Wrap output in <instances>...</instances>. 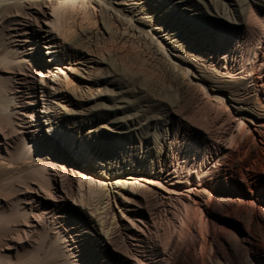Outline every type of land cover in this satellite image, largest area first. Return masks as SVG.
I'll return each instance as SVG.
<instances>
[{
	"label": "bare ground",
	"instance_id": "bare-ground-1",
	"mask_svg": "<svg viewBox=\"0 0 264 264\" xmlns=\"http://www.w3.org/2000/svg\"><path fill=\"white\" fill-rule=\"evenodd\" d=\"M131 1L0 0V178L2 186L11 194L8 199L0 198V206L7 207L0 211V227L8 228L10 224L16 227V234L7 235L2 242L0 264H6L8 257H15L17 264H168L166 255L170 253L166 254V249L172 241H164L157 233L154 237L151 235L152 229L154 231L169 218H165L170 211L166 200L169 203L174 200L181 206V213L177 211L180 214L174 213L169 219L170 223L177 224L178 232H182L197 214V204L200 205L201 200L207 202L211 197L210 190L219 177V167L239 137L244 135L247 124L243 118L248 115L251 122L263 125L264 115L258 106H264V103L239 101L232 89L240 84L244 93L264 94V0H234L239 9L232 10V21L228 20L224 31L219 28L216 35L221 39L225 33L228 40L238 46L241 51L238 65L226 59L228 43H224V55L220 57L213 52L211 42L204 40L200 45L207 65L195 59L191 62L193 70L190 74L203 91L207 92L206 87L212 88L213 93L226 90L232 101L227 103L225 95L221 94L223 113L219 109L222 106L218 105L222 116L216 119L217 122L222 118L225 120L219 122L221 130L211 136L208 130L209 139L201 142L199 131L192 129L186 146L183 145L187 150L193 148L199 159H205L204 167L192 168L195 178H189L192 173L188 170L187 180L180 179V163L168 155L179 148L177 140L182 133L180 123L173 120L169 121V133L166 137L164 135L163 153L157 162L138 157L115 158L113 146L121 142L123 132L116 126L98 131L102 126L98 121L103 109L99 101L105 95L101 92L103 84H107L100 78L104 67L102 54L98 51V33L103 30L111 35V31L102 22V27L97 30L82 27L84 29L75 33L73 24L76 22L71 25L66 13L68 8L82 7L86 2L97 3L101 10L107 8L108 2H116L119 8L109 7V13L125 20L126 15L138 12V6L132 5L134 2ZM214 7L217 9L216 2ZM121 11L127 12L123 16ZM40 17L44 18V23L39 21ZM164 18L165 23L156 29L163 32L173 49L171 52L186 61L187 56L174 49L172 34L177 35L176 29L181 28L187 35L203 36L200 27L176 13H167ZM135 19L151 26L149 17L137 15ZM211 28L204 31V39L209 36ZM132 29L147 38L141 26L135 25ZM43 46H47L49 57L41 56ZM103 56L106 57L104 53ZM63 68L71 73V77ZM209 70L215 73L211 74ZM222 84H228L225 86L232 89H225ZM44 123L47 124L46 133L43 132ZM204 126L200 127L201 130ZM105 134L111 137L109 142L103 141L102 135ZM161 149L157 148V151ZM256 161L246 169L258 171ZM89 164L96 169H91ZM146 171L151 174L145 179L149 185L136 180L145 178L139 172ZM75 181H78V188ZM111 199L120 209L118 214L111 206ZM112 223L116 224L113 232ZM42 239L48 248L39 256L38 244Z\"/></svg>",
	"mask_w": 264,
	"mask_h": 264
},
{
	"label": "rangeland",
	"instance_id": "rangeland-1",
	"mask_svg": "<svg viewBox=\"0 0 264 264\" xmlns=\"http://www.w3.org/2000/svg\"><path fill=\"white\" fill-rule=\"evenodd\" d=\"M131 2H134L132 5L138 6V12H136V15L132 13L130 15L128 13L129 15L125 16V20H122L117 15L109 13L111 9L109 7L114 6L119 8L116 2H108L107 4L109 5L103 10H101L95 2H86L82 7L77 8L74 6L73 8H68L66 13L67 19L71 25L76 22L73 24L75 28L73 32L75 33H77V31L79 32L80 28L84 29L86 27L97 30L102 27V22L106 25L108 30L111 31V35H107L103 30L98 33V51L102 54V66L105 68L101 70L100 74L103 75H100V78L102 81H107V84H103L104 91H101L103 92L102 94L105 95L101 99L102 101H99L102 103L100 106L103 109L100 110L101 113L99 114L101 120L98 122L102 126L98 127V131L104 132L106 131V129H104L105 127L109 128L111 126H116L118 130L120 129V131L123 132L121 142L113 146L115 148V158L116 156L117 159H132L133 157H138L139 159L147 160V162L152 161L155 163L160 160L162 156V143L163 139L168 136L169 133V121L173 120L176 123L179 122L182 126V133L177 140L179 148L174 149L172 152H168V155L171 158L174 157V160L180 163L179 166L182 171L180 179L182 181L187 180L188 170L192 173L189 178H195L193 169L196 170L199 165L204 167L205 159H199L198 156L195 155L193 148H191L192 150H187V147H184L186 146L185 143H187L188 134L192 129L196 128L200 134V141L203 142V140H208L209 136L213 135L217 130H221L220 124L225 121L222 118L221 121L217 122L223 113V105H221L223 100L221 94L225 95V101L227 103L232 101L226 90L213 93L214 90H211L212 88L206 87L205 90L207 92L203 91L201 85L197 84L194 81V77L190 74L193 70L191 62H193L192 59H195L200 63L203 61L204 66L207 65V62L204 60L205 56H203L204 49H202V45H200V41L204 40L206 42H211L213 52L220 57L224 55V43H228L226 59L229 63L234 62L238 65V61L241 58V51L238 49V46L230 42L225 33L222 34V40L218 38L216 34L219 28L223 29L221 31H224V26H227L230 22L228 20L232 21V10L236 12L239 6L234 0H215L218 11L214 7V0H132ZM139 10L142 12H139ZM124 12L127 11H121L120 14L123 15ZM167 13H176V15L186 18L188 20L187 22L190 21L192 24H196L200 27L199 32H201L203 36H197L198 34L187 35L181 28L176 29L177 35L172 34L173 37L171 41L174 40V49L177 48L176 50L181 51L180 54L186 55V61L178 58L171 52L173 49L163 37V32L156 29L165 23L164 16H166ZM225 14L227 15L226 18ZM137 15L149 17V20L151 18V26L144 25L142 22L140 23L137 21L135 19ZM81 18L84 20H81ZM39 21L44 23V18L40 17ZM81 21L83 22L82 26H80ZM135 25L142 27V31L147 35V38L139 35L132 29ZM209 28H211L212 31H210L209 36L204 39L203 33L204 31L210 30ZM100 35L102 37H100ZM101 43H103V45ZM42 49L43 50L40 52L41 56L49 57L47 46H43ZM103 53L106 57L103 56ZM222 61H224V59ZM209 67L212 68L211 65H209ZM63 70L71 77V73H69L66 68H63ZM208 72L211 74L215 73L212 70ZM115 75H117V77H115ZM225 85L228 84H222V87L230 89ZM208 86L211 85L208 84ZM241 89L240 84L232 89L235 90L237 94L235 97H237L239 101L248 104H258L259 101L264 103V94L259 93V96H256L254 94L244 93ZM206 94L207 97H204ZM38 95L40 97V92H38ZM134 95H137V97H134ZM152 95L154 97L158 95L162 98H158L157 96L155 100V98H152ZM152 100L156 106L153 105ZM161 101L164 102L162 103ZM170 101H174L173 105H170L172 104ZM209 101L211 104H209ZM127 103L128 105H125ZM218 105L222 106H219L222 113H219L220 110L217 109ZM172 107H174L173 110H176L173 111ZM258 107L260 108L259 112L264 115V106L259 105ZM123 108L126 109V111H123ZM193 113L195 114L193 115ZM38 114L39 117H41L42 112L40 111ZM113 114L115 115L113 116ZM136 114L140 115L137 116ZM201 114V121H199L200 118L198 115L201 116ZM192 116L195 117L192 118ZM189 117H191V120L187 121ZM196 117H198V119ZM209 119L212 120V122ZM243 119H245L247 126H245V130L243 131V137L241 136L242 140L239 137L238 143L235 144L228 152L226 158H224L223 164L219 167V177L210 190L212 192L211 197L206 200L207 202L201 200L202 203L200 202V205L197 204L199 209L196 208L197 206L195 207V212L198 210L197 214L195 213L196 215H194L189 222V226L187 225L182 232H178L179 229H177V224L173 222L175 225L173 227V224L170 223L172 221L169 219L172 214L181 213V206L173 202L174 200H170L172 203L166 200V204L170 211L166 214L165 218H169L165 219L166 223L164 222V224L155 228L157 231L155 229L153 231L152 229L151 235L154 237L157 233L162 235L160 237H162L161 239L164 241H172L169 243L170 246L168 245L169 248L167 247L166 249V254L170 253V255H166L168 264H264V122L262 126H260V124H255L250 121L248 115ZM113 120L115 122H113ZM194 121H196L195 124H201V126L205 125L203 129H205L206 133L203 129L201 130L203 126H200V128L197 125V128L195 124H193ZM224 127H226V125ZM208 130L210 135L208 134ZM43 132H48L46 123H44ZM102 136L105 142H109L111 139L108 134ZM102 136H99L100 139H102ZM203 146L204 145H201V147ZM157 148L162 149L157 151ZM67 152L70 151L67 150ZM69 156L71 157L72 153H70ZM256 159L258 160L256 161L258 171L247 170L246 168ZM89 167L91 169H96L92 164H89ZM139 174L145 178L136 180L149 185L145 179L151 177V174L147 171L139 172ZM2 185L3 183L1 181L0 198H10L11 194L8 193ZM75 185L77 186L75 187L78 188V181H75ZM89 199L91 200V198ZM69 202L72 203V200H69ZM98 202L99 201H96L95 203ZM111 206L115 209V213L118 214L120 209H117V205L112 199ZM5 209H7L6 206H3V208L0 206V211ZM9 226L8 228L0 227V249H3L2 246L4 243L2 242H4L7 235L16 234V227L11 224ZM115 226V223L110 225L112 232ZM4 230L6 231L1 233V231ZM166 233L168 234L167 237ZM42 241L43 239L41 242ZM41 242L39 240L38 245L41 247H38L39 251L37 254L39 256L43 255L48 248L47 242H45V244ZM29 249L32 253V248L29 247ZM168 249L173 251L170 252ZM14 258L15 257H8L6 264L17 261Z\"/></svg>",
	"mask_w": 264,
	"mask_h": 264
}]
</instances>
